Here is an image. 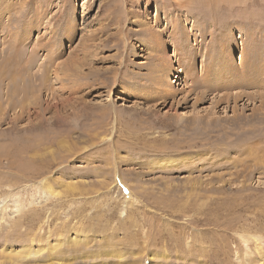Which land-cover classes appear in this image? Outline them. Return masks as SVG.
<instances>
[{
	"label": "rangeland",
	"instance_id": "374dc122",
	"mask_svg": "<svg viewBox=\"0 0 264 264\" xmlns=\"http://www.w3.org/2000/svg\"><path fill=\"white\" fill-rule=\"evenodd\" d=\"M0 45L55 106L0 115V264H264V0H0Z\"/></svg>",
	"mask_w": 264,
	"mask_h": 264
},
{
	"label": "bare ground",
	"instance_id": "6f19581e",
	"mask_svg": "<svg viewBox=\"0 0 264 264\" xmlns=\"http://www.w3.org/2000/svg\"><path fill=\"white\" fill-rule=\"evenodd\" d=\"M25 11V10H24ZM21 13V12H20ZM23 15V14H22ZM25 19V18H24ZM67 21V20H66ZM27 22V21H26ZM66 24V27H64V29L63 30H65V31H69L70 30V33H73V32H76V25H75V23L73 22V21H70V22H68L67 21V23H65ZM22 25H24V24H22ZM6 27L8 28V26L6 25ZM24 29V28H23ZM8 30V29H7ZM5 31V30H4ZM14 31V30H13ZM6 32V31H5ZM5 32H3V33H5ZM8 32V31H7ZM101 32H103V31H101ZM11 34V33H10ZM13 34H15V33H13ZM11 36V35H10ZM72 36V35H71ZM4 37V36H3ZM13 37V36H12ZM14 37H16V36H14ZM2 38V37H1ZM16 38H18V37H16ZM90 38H92V37H90ZM4 39V38H3ZM9 39V38H8ZM4 40H6V38L4 39ZM21 41V40H20ZM24 41V40H23ZM3 42V41H2ZM5 42V41H4ZM3 42V45L5 44ZM21 43V42H20ZM23 43V42H22ZM2 44V43H1ZM0 46H2V45H0ZM19 46V45H18ZM46 48V47H45ZM1 50H3V49H1ZM53 52H54V50H53ZM88 52V51H87ZM87 52H84L85 54H87ZM33 53V52H32ZM55 54V53H54ZM53 54V55H54ZM57 55V54H56ZM59 56V55H58ZM5 59H6V57H3V61H5ZM76 59V58H75ZM7 61V60H6ZM9 62V61H8ZM6 63V62H5ZM4 63V64H5ZM3 64V65H4ZM9 64H10V62H9ZM52 64V63H51ZM82 63L81 62H79V61H77V65H81ZM17 65V64H16ZM72 65V64H71ZM75 65V64H74ZM2 66V65H1ZM6 66V65H5ZM5 66L2 68V69H0V86H1V84L3 83V84H5L6 83V81L7 80H11V82L14 84L15 83V81L17 82V79H15V78H10L9 76L12 74V72H11V70H9V69H6L5 68ZM75 67V66H74ZM16 68V67H15ZM79 68V67H78ZM48 69V68H47ZM76 69V68H75ZM8 70V71H7ZM70 70H71V68H70ZM79 70H81V69H79ZM23 71V70H22ZM9 72V73H8ZM25 72V71H24ZM82 72V71H81ZM57 74V73H56ZM68 74V73H67ZM9 75V76H8ZM82 74H79L78 72H74V70L72 69V71H70V97H72L73 95H74V93H76V92H78L79 91V89H80V86H81V82L83 81L84 82V80H86L87 78H86V76L84 77V76H81ZM47 76H48V71H46V73H44L43 72V80H41V83H39V85H38V89L37 90H35L34 91V93L36 94V93H40V92H42V91H49V93L52 95V94H54V89H52L50 86L51 85H49V79H47ZM13 77H18L17 75H13ZM34 77V76H33ZM149 82V81H148ZM7 84H9V83H7ZM83 84V83H82ZM160 84V86H158ZM84 85V84H83ZM164 85H166V84H163L162 83V81L160 82V80H157V89H159L160 87L162 88L160 91H163V92H166V90L164 89ZM8 86V85H7ZM4 87V86H3ZM4 90H5V88H4ZM26 90V89H25ZM14 93L13 94H15L16 93V91H13ZM162 92V93H163ZM19 93V92H18ZM1 94V93H0ZM21 94H24V95H22V96H20V98H19V102L15 105V104H13V103H11V96H10V94H9V92H6L5 91V94H3L2 95V97L5 95V97H4V100H3V102H1L0 103V115L1 116H4L5 115V113H7L8 111H10V112H14L15 113V115L17 114L16 113V111L18 110V114L16 115V119L18 120V119H22V117H23V115L25 114V112H27V114H30L31 115V112H32V110H34L36 113V116H37V118H42V117H44L45 115H46V112H48V111H51L52 109H54L55 108V106H53V105H51V104H49V102H47L46 104H45V106L44 105H42L41 104V106H39V104H38V100H39V96H37L38 98L37 99H30V97L27 95V93H25V92H22ZM12 95V94H11ZM16 95H19V94H16ZM14 96V95H13ZM1 97V96H0ZM55 97V96H54ZM15 98V97H14ZM1 99V98H0ZM51 103V102H50ZM56 106H58V105H56ZM52 108V109H51ZM32 109V110H31ZM30 110H31V112H30ZM42 114H44V116L42 115ZM41 115V116H40ZM56 115V114H55ZM52 118H55L54 120H52V121H47L46 119H41L39 122H37L38 124L36 125V124H34L35 126H33V127H29V130L30 131H33V130H35V129H43L44 127H56L57 129L58 128H63L64 127V124H62V123H64L61 119L62 118H60V117H58V116H54V115H52ZM28 120V119H27ZM15 121V120H14ZM35 121H37V120H35ZM2 123V122H1ZM5 123V122H4ZM28 129V128H27ZM50 129V128H49ZM15 130V129H14ZM18 131V130H17ZM37 144V143H36ZM42 145V144H41ZM38 147V146H37ZM40 149H41V147H40ZM46 190L49 192V194H50V196H55V193H54V191L52 190V188H51V186H47L46 187ZM78 243V242H77ZM71 244V243H70ZM86 244V243H85ZM85 244H83V245H85ZM58 245V244H57ZM69 245V244H68ZM81 245V244H80ZM89 245V244H88ZM55 247H56V245H54ZM54 246H52V247H54ZM57 249V248H56ZM39 251H41V250H38V251H36V252H34L33 250H31V249H27L26 250V252L23 254V252L22 253H19L20 255H19V257L20 256H23V259L24 258H28V257H30L31 255H35V254H38L39 253ZM57 252V251H56ZM71 252V251H70ZM82 252V251H81ZM7 253V252H6ZM18 253L17 254H15V253H10V255L11 254H15V255H17L18 256ZM41 253V252H40ZM75 253H76V251H75ZM53 256V255H52ZM11 257V256H10ZM50 257V256H49ZM55 259V258H54Z\"/></svg>",
	"mask_w": 264,
	"mask_h": 264
}]
</instances>
